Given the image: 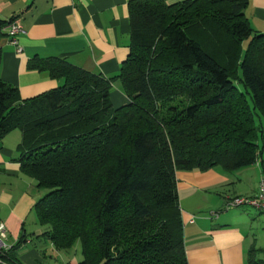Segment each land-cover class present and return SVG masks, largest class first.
Returning <instances> with one entry per match:
<instances>
[{
  "label": "trees",
  "instance_id": "trees-1",
  "mask_svg": "<svg viewBox=\"0 0 264 264\" xmlns=\"http://www.w3.org/2000/svg\"><path fill=\"white\" fill-rule=\"evenodd\" d=\"M246 5L130 0L117 76L33 56L30 70L62 84L22 99L0 79V139L21 132L20 171L44 190L38 221L57 249L79 243L77 264H187L176 171L259 162L264 176V35ZM248 263L263 262L251 250Z\"/></svg>",
  "mask_w": 264,
  "mask_h": 264
},
{
  "label": "crops",
  "instance_id": "crops-1",
  "mask_svg": "<svg viewBox=\"0 0 264 264\" xmlns=\"http://www.w3.org/2000/svg\"><path fill=\"white\" fill-rule=\"evenodd\" d=\"M130 0H0V19L19 16L23 32L16 51L0 38V79L17 87L22 99L62 84L47 72L30 70L33 56H56L106 78L119 74L130 51ZM175 3L181 0H164ZM244 14L254 32L264 35V0H247ZM114 107L128 102L119 80L110 90ZM21 132L0 139V222L6 227L5 256L15 264H77L80 246L57 249L38 221L34 206L44 194L33 178L21 173ZM177 191L187 264H249L251 250L263 262L257 228L264 215L252 206L230 207L233 196H255L264 177L259 162L227 171L177 170Z\"/></svg>",
  "mask_w": 264,
  "mask_h": 264
},
{
  "label": "built area",
  "instance_id": "built-area-1",
  "mask_svg": "<svg viewBox=\"0 0 264 264\" xmlns=\"http://www.w3.org/2000/svg\"><path fill=\"white\" fill-rule=\"evenodd\" d=\"M4 31L6 32V36L9 38L11 44L15 45L16 51L21 52V47L18 45L16 39L17 35L23 32L19 16H13L9 19L4 26ZM226 206L227 208L252 206L259 209L264 215V177H261L259 180L258 192L255 196L230 197ZM5 235L6 227L3 222H0V264H15V262L10 261L5 256V252L10 249V247L4 242Z\"/></svg>",
  "mask_w": 264,
  "mask_h": 264
},
{
  "label": "rangeland",
  "instance_id": "rangeland-1",
  "mask_svg": "<svg viewBox=\"0 0 264 264\" xmlns=\"http://www.w3.org/2000/svg\"><path fill=\"white\" fill-rule=\"evenodd\" d=\"M237 87H238V89L243 91V87L241 84L237 83ZM247 99L249 100L248 95H247ZM255 121H256V124L259 125V123L262 121V116L258 117L257 115H255ZM256 235H257V245L258 246L264 245V228H261L258 226ZM78 245H79V243L77 242L74 246L77 247ZM258 257H264V255H260Z\"/></svg>",
  "mask_w": 264,
  "mask_h": 264
}]
</instances>
